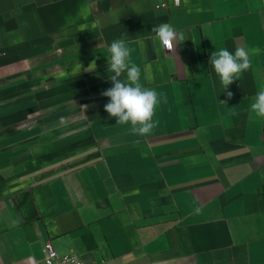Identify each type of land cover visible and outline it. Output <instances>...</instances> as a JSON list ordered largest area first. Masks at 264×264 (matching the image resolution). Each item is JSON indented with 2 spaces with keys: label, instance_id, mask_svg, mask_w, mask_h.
<instances>
[{
  "label": "crops",
  "instance_id": "0c3cea01",
  "mask_svg": "<svg viewBox=\"0 0 264 264\" xmlns=\"http://www.w3.org/2000/svg\"><path fill=\"white\" fill-rule=\"evenodd\" d=\"M120 38L167 98L147 137L104 110ZM238 47L229 99L208 61ZM262 88L264 0H0V264L48 239L92 264H264Z\"/></svg>",
  "mask_w": 264,
  "mask_h": 264
},
{
  "label": "clouds",
  "instance_id": "9594fccd",
  "mask_svg": "<svg viewBox=\"0 0 264 264\" xmlns=\"http://www.w3.org/2000/svg\"><path fill=\"white\" fill-rule=\"evenodd\" d=\"M151 31L155 33L154 39L160 46L169 51L176 49L177 45L185 41L184 34L168 23L154 26ZM108 52V72L112 73L109 76L112 87L101 92L102 96L109 98L104 110L109 117L116 118V124L129 125L132 134L147 137L158 126V121L154 119L156 110L162 102H167V98L155 88L145 87L141 83V68L132 62V49L123 38L114 40ZM250 55V52L243 47H238L234 53L226 48L219 50L215 48L211 53L208 64L219 77L224 91L234 81L239 80L242 73L251 68ZM90 66L95 67V61ZM143 72L145 80L151 81L150 65H146ZM125 74L126 78L121 79ZM226 95L230 99L233 94L226 91ZM221 102L226 104V101ZM80 108L85 114L88 105ZM251 111L256 117L264 118V88L257 91L251 104ZM200 211V208L196 209L197 213Z\"/></svg>",
  "mask_w": 264,
  "mask_h": 264
},
{
  "label": "built area",
  "instance_id": "2783aa9c",
  "mask_svg": "<svg viewBox=\"0 0 264 264\" xmlns=\"http://www.w3.org/2000/svg\"><path fill=\"white\" fill-rule=\"evenodd\" d=\"M180 1L181 0H174L176 4H179ZM43 248L44 256L38 264H92L83 260L73 251L60 252L50 239L44 241Z\"/></svg>",
  "mask_w": 264,
  "mask_h": 264
}]
</instances>
